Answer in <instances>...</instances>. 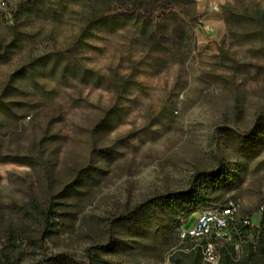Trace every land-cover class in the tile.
<instances>
[{"label":"rangeland","instance_id":"1","mask_svg":"<svg viewBox=\"0 0 264 264\" xmlns=\"http://www.w3.org/2000/svg\"><path fill=\"white\" fill-rule=\"evenodd\" d=\"M24 1L0 0V102L10 108L0 110V264H88L92 253L106 264H169L179 231L217 203L180 228L159 207L119 217L187 191L197 171L220 162L232 186L219 202L233 203L238 224L260 227L264 145L242 149L227 132L251 130L264 111V39L227 16L263 10L264 0H158L177 13L97 27L76 48L101 0H39L17 22L33 41L7 48ZM40 141L47 150L33 166ZM52 197L65 206L42 242L30 202ZM227 233L239 245L241 231Z\"/></svg>","mask_w":264,"mask_h":264},{"label":"trees","instance_id":"2","mask_svg":"<svg viewBox=\"0 0 264 264\" xmlns=\"http://www.w3.org/2000/svg\"><path fill=\"white\" fill-rule=\"evenodd\" d=\"M39 0H26L20 3L15 12L18 21L11 26V39L6 44L7 48H21L24 41H33V38L27 36L20 31L17 24L24 15L37 11ZM161 10V14L157 15V11ZM177 11L171 9L167 3L158 0L140 1V0H101L96 8L95 13L88 19L86 26L74 41V47L78 45H86V38L94 33V29L104 25H117L127 19L145 21H153L156 18L162 19L164 16L175 15ZM227 19L230 23H238L240 20L247 22V29L244 32L248 38L259 37L264 39V9H254L240 14L235 11L228 13ZM18 22V23H17ZM264 41V40H263ZM1 46V45H0ZM61 54V53H60ZM54 57L53 53L41 55L37 60H48ZM61 61V60H60ZM58 61V62H60ZM25 70H22L24 72ZM64 76L70 70L67 66L61 67ZM76 73V71H75ZM88 75L82 76L87 78ZM9 105L0 102V110L10 111ZM5 107V108H4ZM228 136L237 141L242 149H254L264 145V111L261 112L256 120L253 128L249 131L229 130ZM36 146L37 155H30L27 163L33 166L42 164V153L47 150L48 144L40 141ZM220 162V161H219ZM231 171L224 162H220L216 169L210 171H197L191 182L190 188L182 193H168L155 196L143 203L138 204L132 210L123 213L119 219L122 221H134L140 215L154 211L155 207L163 210H169L172 215L173 225L180 228L182 219H188L196 212L198 208H207L217 203L219 209H230L232 202L220 201L218 197L225 189L232 186ZM215 197V198H213ZM32 212L38 214L42 219L43 235L40 241H44L47 235L55 233V216L56 210L64 207L62 203L55 201V197L50 198L43 206L37 199L30 202ZM235 219L229 221L228 227L233 226L241 231L243 238L235 236L236 240H240L239 245L231 243L227 239L229 234L227 229L222 237L216 236L212 238L195 239L192 237L181 238L182 228L175 244L181 240L182 244L176 247L169 255V264H210L204 260L203 248L207 241H212L219 253L218 264H264V222L255 230H252L250 219H244L240 224ZM247 224V225H245ZM253 233L254 241H249L246 234ZM75 264H80L75 262ZM88 264H106L97 253L90 255Z\"/></svg>","mask_w":264,"mask_h":264},{"label":"built area","instance_id":"3","mask_svg":"<svg viewBox=\"0 0 264 264\" xmlns=\"http://www.w3.org/2000/svg\"><path fill=\"white\" fill-rule=\"evenodd\" d=\"M235 207L232 203L230 209L209 208L197 214L194 224L189 229H184L181 238L192 237L197 240L203 238L222 237L233 219ZM204 260L210 264H218L219 253L212 241H207L203 248Z\"/></svg>","mask_w":264,"mask_h":264}]
</instances>
